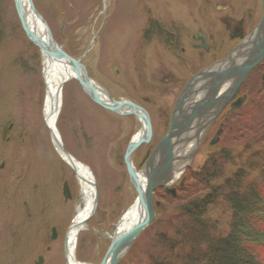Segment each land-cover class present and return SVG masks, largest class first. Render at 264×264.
I'll return each mask as SVG.
<instances>
[{
	"label": "rangeland",
	"instance_id": "374dc122",
	"mask_svg": "<svg viewBox=\"0 0 264 264\" xmlns=\"http://www.w3.org/2000/svg\"><path fill=\"white\" fill-rule=\"evenodd\" d=\"M63 1L62 5V0L34 3L55 40L75 59L82 57L89 75L114 99H131L135 96L131 84L141 80L142 74L148 75L157 64H170L160 39L148 33L150 23L192 24L201 18V0ZM235 1L238 8L251 4V0ZM213 3L223 7L222 0ZM212 9L217 10L215 5ZM201 11L202 18H207V12ZM202 22L199 25L206 24ZM43 73V55L22 29L14 0H0V250L2 243L9 250L1 252L0 262L8 260L7 264L18 259L23 260L21 264H36L39 255L44 257L43 264H67L65 237L81 200L76 173L57 152L44 119ZM258 81V73L253 74L244 90L258 91L263 99L264 86ZM173 97L156 98L172 102ZM63 103L58 119L63 143L91 168L98 188L96 211L78 236L76 253L81 262L99 264L119 221L137 198L124 155L140 126L132 116L115 114L93 102L75 78L63 87ZM210 139L189 170L199 169L221 147L220 142L212 145ZM148 140L134 153L138 167L147 147L155 143V139ZM65 181L70 199L63 195ZM165 196L164 189L156 193L155 199L162 203L157 224L155 220L143 231L119 264H156L167 257L165 234L158 231L174 237L168 222L186 200L179 204ZM53 227L58 231L55 240L51 239Z\"/></svg>",
	"mask_w": 264,
	"mask_h": 264
},
{
	"label": "water",
	"instance_id": "95a60500",
	"mask_svg": "<svg viewBox=\"0 0 264 264\" xmlns=\"http://www.w3.org/2000/svg\"><path fill=\"white\" fill-rule=\"evenodd\" d=\"M14 2L23 29L28 38L40 48L43 56L57 58L69 66L84 91L96 103L118 114H134L142 123L140 134L131 140L124 157L130 180L138 193L141 214L138 221L129 229L121 231L117 228L115 230L107 252L100 262V264H119L131 249L134 241L157 216L156 206H160V202L155 201V190L165 187L168 193L176 194V188L173 185L194 160L207 129L237 94L252 69L264 59V13L255 29L225 59L201 70L189 80L175 103L169 131L147 156L140 171L133 162V153L148 138L151 129L149 113L132 102L111 98L107 90L88 75L82 64V58L75 59L55 40L47 21L38 11L33 0H14ZM31 13L46 26L48 40H44L31 26L29 22ZM65 82L60 84L59 92ZM246 98V95L239 97L232 103V109L240 108ZM222 131L223 128H220L211 141L212 144L218 142ZM60 145L64 153L72 157L62 142ZM70 166L76 172L75 166L72 164ZM139 172L145 178L144 185L139 178ZM93 185L96 189L94 207L83 221L84 225L94 215L97 208L98 188L95 181ZM64 194L66 198L71 197L67 183H65ZM53 232V237H56V228ZM68 250V237L66 236L65 255L69 264Z\"/></svg>",
	"mask_w": 264,
	"mask_h": 264
},
{
	"label": "trees",
	"instance_id": "16d2710c",
	"mask_svg": "<svg viewBox=\"0 0 264 264\" xmlns=\"http://www.w3.org/2000/svg\"><path fill=\"white\" fill-rule=\"evenodd\" d=\"M248 93L226 123L221 147L188 170L176 196L164 191L170 201L186 202L168 222L174 237L158 231L168 255L156 264H264V98Z\"/></svg>",
	"mask_w": 264,
	"mask_h": 264
},
{
	"label": "flooded vegetation",
	"instance_id": "af4514ba",
	"mask_svg": "<svg viewBox=\"0 0 264 264\" xmlns=\"http://www.w3.org/2000/svg\"><path fill=\"white\" fill-rule=\"evenodd\" d=\"M222 1L223 7L218 8L219 6L214 4L213 0H201L200 7L198 8L201 12V18H198L199 20H196L192 24L185 22H166L167 26H164L157 24L152 25L150 23L151 28H149L148 33L160 39L159 42H161L166 49L165 53L170 57V64H157L152 70H149L148 75L147 73L146 75L142 74L141 80L138 79L136 83L131 84L135 96L131 99L121 98L140 105L149 113L151 121L149 136L151 135L152 139H155L154 141L156 142L152 144H150L151 142L149 143L150 145L147 147L140 164H143V160L149 151L154 148L157 142H159L169 130L175 101L189 79L200 70L225 58L231 53L246 39L262 18V0H251V4L245 8L243 5L246 3L238 8L235 0ZM214 5L217 8L216 11H213V9L211 10ZM201 10L207 12V18H202ZM198 21L202 24V21H205L206 24L199 25ZM220 25H224L223 28H225L223 35L219 31ZM175 62L178 63L175 64ZM145 65H147V62ZM261 65L262 63L257 66V68H260ZM142 67V69H144V64H142ZM155 73H157L156 76L154 75ZM141 89L144 90L146 94H142L140 92ZM241 94L239 93L238 96ZM159 95L163 96L164 99L170 95L174 97L172 102H170L169 100H160L156 98L159 97ZM230 108L231 105L228 104L222 113L214 119L204 135V141L210 139V136L213 138L221 125L234 121L233 112ZM131 116L139 124L141 129L142 124L137 116ZM216 125H218L217 128ZM213 130H215L213 132L214 135L212 133ZM0 234L2 237V233ZM2 251H9L6 250L5 244L3 243L0 255ZM7 261L0 262V264H7ZM22 261V259H18L16 263L13 264H21Z\"/></svg>",
	"mask_w": 264,
	"mask_h": 264
},
{
	"label": "bare ground",
	"instance_id": "6f19581e",
	"mask_svg": "<svg viewBox=\"0 0 264 264\" xmlns=\"http://www.w3.org/2000/svg\"><path fill=\"white\" fill-rule=\"evenodd\" d=\"M63 0L61 5L63 4ZM29 22L33 29L44 39L48 40L47 28L43 22L38 19L32 13L29 16ZM44 78L47 86L46 98L44 103V119L47 127L49 128L53 138H55L58 152L62 159L68 164H72L76 168L77 179L81 187V200L77 209L73 223L71 224L67 237H68V260L69 264H84L77 257V240L81 230L84 228L83 221L89 216L93 207L94 199L96 195V189L93 185L95 181L94 174L91 168L79 161L76 158L70 157L64 153L60 143L63 142L62 133L58 125L59 114L63 107V98L61 92H59V86L64 81L74 78L72 69L67 66L63 61L57 58L44 55L43 56ZM70 79V80H71ZM138 133L136 136H138ZM139 178L142 184H145V178L141 172H139ZM141 207L137 198L134 204L129 207L126 214L119 221L118 230H127L134 225L141 214Z\"/></svg>",
	"mask_w": 264,
	"mask_h": 264
}]
</instances>
